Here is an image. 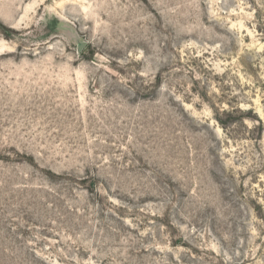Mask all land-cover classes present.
<instances>
[{
  "label": "rangeland",
  "instance_id": "1",
  "mask_svg": "<svg viewBox=\"0 0 264 264\" xmlns=\"http://www.w3.org/2000/svg\"><path fill=\"white\" fill-rule=\"evenodd\" d=\"M0 264H264V0H0Z\"/></svg>",
  "mask_w": 264,
  "mask_h": 264
},
{
  "label": "water",
  "instance_id": "2",
  "mask_svg": "<svg viewBox=\"0 0 264 264\" xmlns=\"http://www.w3.org/2000/svg\"><path fill=\"white\" fill-rule=\"evenodd\" d=\"M83 46H84V44L80 45L79 50H82Z\"/></svg>",
  "mask_w": 264,
  "mask_h": 264
}]
</instances>
